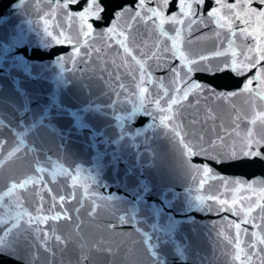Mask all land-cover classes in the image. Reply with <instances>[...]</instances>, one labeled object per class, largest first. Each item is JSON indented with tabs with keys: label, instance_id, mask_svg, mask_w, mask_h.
<instances>
[{
	"label": "water",
	"instance_id": "obj_1",
	"mask_svg": "<svg viewBox=\"0 0 264 264\" xmlns=\"http://www.w3.org/2000/svg\"><path fill=\"white\" fill-rule=\"evenodd\" d=\"M148 1L203 123L264 225V3Z\"/></svg>",
	"mask_w": 264,
	"mask_h": 264
},
{
	"label": "snow or ice",
	"instance_id": "obj_2",
	"mask_svg": "<svg viewBox=\"0 0 264 264\" xmlns=\"http://www.w3.org/2000/svg\"><path fill=\"white\" fill-rule=\"evenodd\" d=\"M73 2H75V0H73ZM205 2V0H199V3H201V4H203ZM261 2L262 3H264V0H261ZM182 6H183V0H182ZM237 5H233V7H236ZM188 7H189V9H191L192 8V5H188ZM184 15H188V13H183ZM194 14V13H193ZM260 16H264V11H261V12H259L258 13ZM153 15L154 16H158V15H160L159 13H156V12H154L153 13ZM216 15V13H215V11H212V12H210L209 13V17H213V16H215ZM98 18V17H97ZM253 66H255V65H253ZM235 71H238V72H242V69H240V68H236V69H234ZM252 83V81L251 80H248V82H247V84L245 85V87H248V85H250ZM195 87H199V85H195ZM54 219L56 218V217H53ZM2 222H4V221H0V223H2ZM240 225L239 224H237L236 225V227H239Z\"/></svg>",
	"mask_w": 264,
	"mask_h": 264
}]
</instances>
